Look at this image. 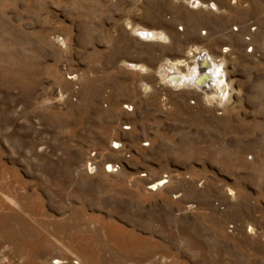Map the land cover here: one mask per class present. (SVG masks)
<instances>
[{
	"label": "rangeland",
	"instance_id": "1",
	"mask_svg": "<svg viewBox=\"0 0 264 264\" xmlns=\"http://www.w3.org/2000/svg\"><path fill=\"white\" fill-rule=\"evenodd\" d=\"M0 264H264V0H0Z\"/></svg>",
	"mask_w": 264,
	"mask_h": 264
},
{
	"label": "bare ground",
	"instance_id": "2",
	"mask_svg": "<svg viewBox=\"0 0 264 264\" xmlns=\"http://www.w3.org/2000/svg\"><path fill=\"white\" fill-rule=\"evenodd\" d=\"M141 37L154 39L156 37L164 38V35L145 31L141 33ZM222 65L209 54L195 49L190 50L181 60L167 62L162 66L159 73L164 80L169 77L166 81L169 85L199 90L209 102H212L215 96L228 100L230 86ZM154 187H156L155 184L150 188L154 189Z\"/></svg>",
	"mask_w": 264,
	"mask_h": 264
},
{
	"label": "built area",
	"instance_id": "3",
	"mask_svg": "<svg viewBox=\"0 0 264 264\" xmlns=\"http://www.w3.org/2000/svg\"><path fill=\"white\" fill-rule=\"evenodd\" d=\"M128 109V108H126ZM94 155L92 154V156H90V159L86 162L85 164V169L88 173L92 174L96 171L97 168V162L95 160V158L93 157ZM103 171L107 174H115L117 172H119L120 170V165L117 163H104L103 166ZM166 180H161V182H158L156 185L157 188L158 186H161L164 184Z\"/></svg>",
	"mask_w": 264,
	"mask_h": 264
}]
</instances>
